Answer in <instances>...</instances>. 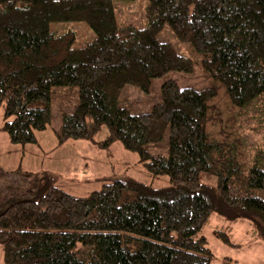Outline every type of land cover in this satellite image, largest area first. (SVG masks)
I'll use <instances>...</instances> for the list:
<instances>
[{"label": "trees", "instance_id": "obj_1", "mask_svg": "<svg viewBox=\"0 0 264 264\" xmlns=\"http://www.w3.org/2000/svg\"><path fill=\"white\" fill-rule=\"evenodd\" d=\"M115 1L0 0L1 129L13 145L35 142V132L51 124L54 90L74 86L78 103L62 114L58 142L118 141L169 182L115 179L74 196L48 172L5 185L0 171L4 264H211L200 233L212 213L251 221L264 241V154L242 169L233 145L208 139L212 86L180 87L168 79L144 113L119 101L127 85L149 93L153 79L194 71L189 56L158 39L165 25L201 56L233 106L263 98L264 0H146L142 27L118 25ZM67 22L87 24L93 40L75 47L73 32L50 30L51 23ZM166 133V155L145 149ZM203 174L215 185L203 182ZM220 236L230 243L226 232Z\"/></svg>", "mask_w": 264, "mask_h": 264}, {"label": "rangeland", "instance_id": "obj_2", "mask_svg": "<svg viewBox=\"0 0 264 264\" xmlns=\"http://www.w3.org/2000/svg\"><path fill=\"white\" fill-rule=\"evenodd\" d=\"M115 16L120 26L145 25L146 0L115 1ZM55 35L73 32L74 46L81 47L91 42L94 33L84 22L51 23ZM162 42L173 44L176 49L189 56L195 64L193 72L170 71L151 81L149 93L127 85L119 101L132 113L148 112L160 100V88L164 81L173 79L180 87L197 89L212 86L216 96L208 101L206 131L210 141L233 145L242 169L253 164L254 159L264 154V97L244 109L232 105L224 87L214 83L202 68L201 56L185 43H180L165 25L158 34ZM78 103V89L74 86L55 89L51 98L52 119L44 131L35 132V142L24 145L11 144L1 129L3 120L0 111V171L7 176L3 184L19 183L26 173L48 172L55 185L74 196H86L102 184L115 179H133L154 187L166 185V176H154L139 161V156L123 148L120 142L109 147L88 140H66L58 142L57 131L61 129L62 114L72 112ZM105 130V129H104ZM105 136L99 133L97 141ZM168 134L145 149L152 155H166ZM202 181L215 185L216 179L202 175ZM215 232H219L216 234ZM220 232L228 234L230 243H225ZM207 240L213 258L211 264H264V241L258 236L253 223L247 219L227 220L212 213L202 227L201 233ZM0 264L3 250L0 246Z\"/></svg>", "mask_w": 264, "mask_h": 264}]
</instances>
